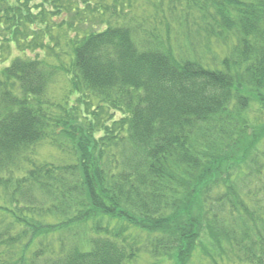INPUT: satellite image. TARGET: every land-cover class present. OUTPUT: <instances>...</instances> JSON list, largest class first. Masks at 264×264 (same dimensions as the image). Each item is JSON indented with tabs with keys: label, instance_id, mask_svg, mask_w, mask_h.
I'll use <instances>...</instances> for the list:
<instances>
[{
	"label": "trees",
	"instance_id": "1",
	"mask_svg": "<svg viewBox=\"0 0 264 264\" xmlns=\"http://www.w3.org/2000/svg\"><path fill=\"white\" fill-rule=\"evenodd\" d=\"M0 66V264H264V0H0Z\"/></svg>",
	"mask_w": 264,
	"mask_h": 264
},
{
	"label": "rangeland",
	"instance_id": "2",
	"mask_svg": "<svg viewBox=\"0 0 264 264\" xmlns=\"http://www.w3.org/2000/svg\"><path fill=\"white\" fill-rule=\"evenodd\" d=\"M0 68H1V66H0ZM40 154L42 155L43 158H45L47 160L54 158V157H52V150L51 149H47V148L43 149V150H41Z\"/></svg>",
	"mask_w": 264,
	"mask_h": 264
}]
</instances>
